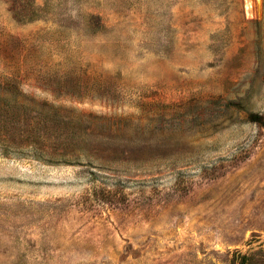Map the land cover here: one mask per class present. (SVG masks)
Instances as JSON below:
<instances>
[{"label":"rangeland","instance_id":"374dc122","mask_svg":"<svg viewBox=\"0 0 264 264\" xmlns=\"http://www.w3.org/2000/svg\"><path fill=\"white\" fill-rule=\"evenodd\" d=\"M0 264H264V0H0Z\"/></svg>","mask_w":264,"mask_h":264},{"label":"bare ground","instance_id":"6f19581e","mask_svg":"<svg viewBox=\"0 0 264 264\" xmlns=\"http://www.w3.org/2000/svg\"><path fill=\"white\" fill-rule=\"evenodd\" d=\"M248 8H251V5H250V6H248Z\"/></svg>","mask_w":264,"mask_h":264}]
</instances>
